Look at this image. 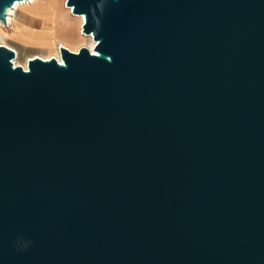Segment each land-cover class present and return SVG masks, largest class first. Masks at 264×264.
<instances>
[{"label": "water", "instance_id": "1", "mask_svg": "<svg viewBox=\"0 0 264 264\" xmlns=\"http://www.w3.org/2000/svg\"><path fill=\"white\" fill-rule=\"evenodd\" d=\"M65 6L93 50L0 43V264H264V0Z\"/></svg>", "mask_w": 264, "mask_h": 264}, {"label": "crops", "instance_id": "2", "mask_svg": "<svg viewBox=\"0 0 264 264\" xmlns=\"http://www.w3.org/2000/svg\"><path fill=\"white\" fill-rule=\"evenodd\" d=\"M25 5L29 7L21 9L19 6L15 10L13 29L7 37L8 45L17 53L26 50L32 52L30 55L52 52L59 44L72 51L87 46L89 39L82 34L81 40L76 39L78 25L66 9L65 0H34Z\"/></svg>", "mask_w": 264, "mask_h": 264}, {"label": "bare ground", "instance_id": "3", "mask_svg": "<svg viewBox=\"0 0 264 264\" xmlns=\"http://www.w3.org/2000/svg\"><path fill=\"white\" fill-rule=\"evenodd\" d=\"M32 1H34V0H27V1H20V2H15V4H14V6H13V8H11V9H9L8 10V19H7V23L6 24H3L1 21H0V27H2V26H4L5 28H8V30L10 29V25H11V18H12V16L15 14L14 12H15V10L16 9H18L19 8V6H22V5H25V4H29L30 2H32ZM66 1V0H65ZM66 7V6H65ZM66 9H68L69 10V12H70V14L71 15H73L72 14V12H71V8H69V7H66ZM74 17H77L76 19H74V21H76V23H77V25H78V35H79V37L80 38H82L81 37V34L83 35V36H85L83 33H82V31L80 30L81 29V26H82V23H83V21H84V16H76V15H73ZM65 17V16H64ZM60 19H61V17H60ZM62 21V20H61ZM65 21V20H64ZM4 29V28H3ZM75 29H76V26H75ZM86 37V36H85ZM87 38V37H86ZM89 39V38H88ZM1 44H4V43H2V42H0ZM4 45H6V44H4ZM93 45H94V43L92 42V40L91 39H89V41H88V44H87V46L91 49V50H93L92 48H93ZM8 46V45H7ZM60 46H63V45H60L59 44V46H57V50L56 51H54V53H53V55L52 56H55L57 53H59V47ZM40 57H42V58H44V59H46V58H50V57H43V56H40ZM17 58V57H16ZM16 58L14 59V64L15 65H21V64H19L18 63V61L16 60ZM29 59V58H28ZM27 59V60H28ZM27 60L25 61V63L24 64H22V66L24 67V69H27ZM61 60V59H60Z\"/></svg>", "mask_w": 264, "mask_h": 264}, {"label": "rangeland", "instance_id": "4", "mask_svg": "<svg viewBox=\"0 0 264 264\" xmlns=\"http://www.w3.org/2000/svg\"><path fill=\"white\" fill-rule=\"evenodd\" d=\"M27 7H29V6H26V5H24V6H21V9H24V8H27ZM14 16H12V18H11V25H10V29L8 30V28H5L4 26H2V27H0V42H2V43H4V44H6V45H8V39H7V37L9 36V34H10V32L12 31V29H13V26H12V21L14 20V18H13ZM77 17H75L74 19H76ZM4 28V29H3ZM81 30V29H80ZM76 39H79V40H81V38L79 37V35L78 36H76ZM88 39V38H87ZM9 46V45H8ZM52 52H44V53H41V54H32V55H30L32 52L30 51V50H26V52H24V53H18L17 54V58H16V60L18 61V63L19 64H24L25 63V61L28 59V58H31V57H33V56H43V57H51L52 55H53V53H54V50H51ZM34 53V52H33ZM29 55V56H28Z\"/></svg>", "mask_w": 264, "mask_h": 264}, {"label": "built area", "instance_id": "5", "mask_svg": "<svg viewBox=\"0 0 264 264\" xmlns=\"http://www.w3.org/2000/svg\"><path fill=\"white\" fill-rule=\"evenodd\" d=\"M13 8V7H12ZM7 19H8V13H7V16H6V21H7ZM4 24V23H3ZM10 47V46H9ZM14 51H15V53H16V57H17V51L14 49ZM55 58L58 60V61H60V56H59V53H57L56 55H55ZM13 62H14V60H13Z\"/></svg>", "mask_w": 264, "mask_h": 264}]
</instances>
